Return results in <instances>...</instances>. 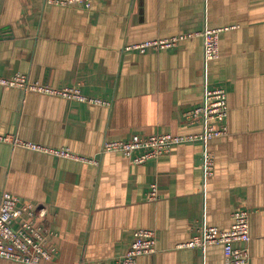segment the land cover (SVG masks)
I'll return each mask as SVG.
<instances>
[{"label": "crops", "instance_id": "0c3cea01", "mask_svg": "<svg viewBox=\"0 0 264 264\" xmlns=\"http://www.w3.org/2000/svg\"><path fill=\"white\" fill-rule=\"evenodd\" d=\"M57 1L0 0V78L25 75L86 98L0 84V197L7 190L45 212L37 221L55 233L56 253L41 264H114L141 228L154 229L157 243L138 264H232L221 244L187 243L203 226L230 229L242 209L246 264H264V0ZM206 29H222L220 56L208 62L197 34ZM188 34L196 35L171 47L135 48ZM206 87H223L229 107L228 134L209 143L207 180L199 140L142 163L103 150L134 134L201 132L185 113L203 103ZM153 184L156 200L147 197Z\"/></svg>", "mask_w": 264, "mask_h": 264}, {"label": "built area", "instance_id": "2783aa9c", "mask_svg": "<svg viewBox=\"0 0 264 264\" xmlns=\"http://www.w3.org/2000/svg\"><path fill=\"white\" fill-rule=\"evenodd\" d=\"M94 0H58L62 5H81L91 8ZM222 29H206L199 34L204 43V60L206 62L220 56L219 33ZM196 34L179 35L170 39L151 41L135 48L144 50L148 47L156 49L171 47L178 41ZM0 84L15 86L24 91H38L52 95H61L71 99L86 100L79 89L64 88L54 89L32 82L25 75H15L11 79H1ZM227 92L223 87H206L203 103L185 113L189 123L202 124L199 133L175 135L170 133H157L150 136L132 135L130 139L119 141H106L104 151H119L124 153L134 163L157 159L171 151L175 144L199 140L203 145L202 171L203 178L207 180L214 174L215 156L209 148L210 140L228 134L226 119L228 117ZM216 123H220L217 126ZM16 144H21L32 149L50 151L33 143L22 142L15 139ZM136 151L140 155L134 156ZM54 154L90 160L71 153L66 149L50 151ZM150 200L158 199L157 186L151 185L147 193ZM19 198L10 191L3 190L0 197V258L17 261L25 264H41L43 260L50 259L56 253L50 245L54 232L47 222L38 223V217H44L45 212L37 210L31 202L19 203ZM233 223L230 229L221 230L214 226H203L195 235L188 246L205 250L209 245L221 244L225 257L232 264H246L249 260L248 243L251 240L249 212L245 209L232 214ZM134 238L128 251L118 258L114 264H138L137 259L142 255L153 254L156 251L157 234L154 229L141 228L133 233ZM243 246L236 247L235 243Z\"/></svg>", "mask_w": 264, "mask_h": 264}]
</instances>
